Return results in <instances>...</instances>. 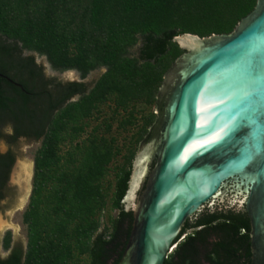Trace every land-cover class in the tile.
I'll return each instance as SVG.
<instances>
[{"label":"trees","instance_id":"trees-1","mask_svg":"<svg viewBox=\"0 0 264 264\" xmlns=\"http://www.w3.org/2000/svg\"><path fill=\"white\" fill-rule=\"evenodd\" d=\"M256 1L0 0V139L8 146L0 152V202L8 197L12 146L21 138L41 142L23 212L26 247L6 232L0 264H117L134 219L123 201L134 155H126L110 192L104 176L118 148L106 136L110 123L79 139L89 118L107 101L124 110L137 101L158 107L166 72L186 52L175 36L229 33ZM35 54L81 78L106 70L88 90L82 81L47 77ZM159 118L149 114L137 140L158 131ZM108 200L116 214L103 222ZM250 226L244 207L205 204L185 219L163 264H249Z\"/></svg>","mask_w":264,"mask_h":264},{"label":"water","instance_id":"water-1","mask_svg":"<svg viewBox=\"0 0 264 264\" xmlns=\"http://www.w3.org/2000/svg\"><path fill=\"white\" fill-rule=\"evenodd\" d=\"M175 40L190 50L159 88L158 131L138 145L117 264H163L185 219L225 201L247 211L250 264H264V0L229 33Z\"/></svg>","mask_w":264,"mask_h":264},{"label":"rangeland","instance_id":"rangeland-1","mask_svg":"<svg viewBox=\"0 0 264 264\" xmlns=\"http://www.w3.org/2000/svg\"><path fill=\"white\" fill-rule=\"evenodd\" d=\"M141 44L142 38L139 37L137 42L130 47L129 53L133 56H137ZM187 50L190 49H185V51ZM35 60L43 67V71L47 77L55 78L61 82L82 81L85 83L88 90L106 70L103 66L97 67L91 70L84 78H81L78 71L75 69L60 71L52 68L43 55L35 54ZM76 99L77 97H74L71 100ZM129 110L131 112L133 111L131 122L122 125L121 121L129 116ZM149 114L157 115L156 106L154 104L137 101L128 105L124 110L115 108L112 102L107 101L101 104L99 109L89 118V125L85 127L79 139L82 140L90 134L94 126H97L99 131H103L105 130V124L110 123L111 129L106 136H113L115 140L114 144L118 148L104 176L105 185L108 186L110 192L112 191L111 184L119 171L118 169L122 166L123 162H125L126 155L131 151H133L134 155L132 160L133 164L138 145L141 142L137 140V134L143 127L147 129V125L145 126L144 124ZM98 125H100V127ZM40 145V141L21 138L17 145L12 146L16 154L15 162L9 175V182L13 189V194L0 202V221L2 220L0 222L2 225L0 226V255L2 257L7 254V251L2 246L3 237L6 232H9L11 235V243H21L23 247H26L27 226L23 222V212L29 202L32 189L34 157ZM7 148L8 146L5 141L0 139V151L4 152ZM109 206L110 200L107 201V207L102 211L101 220L103 222H107L108 216H114L116 214V210H111Z\"/></svg>","mask_w":264,"mask_h":264},{"label":"flooded vegetation","instance_id":"flooded-vegetation-1","mask_svg":"<svg viewBox=\"0 0 264 264\" xmlns=\"http://www.w3.org/2000/svg\"><path fill=\"white\" fill-rule=\"evenodd\" d=\"M79 96V94H76V95H74V97H78ZM8 149V148H7ZM7 149H6V151H7ZM12 149V151H13V153L15 154V152H14V150H13V148H11ZM1 152V151H0ZM5 152V151H4ZM16 155V154H15ZM12 169V168H11ZM6 191H7V194H8V196H11L12 194H13V189H12V187H11V184H10V182H9V178H8V180H7V182H6ZM182 226H183V224H182ZM0 257H2L1 255H0ZM251 263V258H250V261H249V264Z\"/></svg>","mask_w":264,"mask_h":264},{"label":"bare ground","instance_id":"bare-ground-1","mask_svg":"<svg viewBox=\"0 0 264 264\" xmlns=\"http://www.w3.org/2000/svg\"><path fill=\"white\" fill-rule=\"evenodd\" d=\"M22 168H23V167H22ZM1 221H2V220H1ZM1 221H0V222H1ZM2 224H3V223H2ZM0 226H2V225L0 224Z\"/></svg>","mask_w":264,"mask_h":264}]
</instances>
